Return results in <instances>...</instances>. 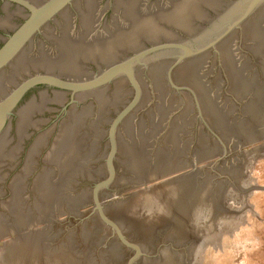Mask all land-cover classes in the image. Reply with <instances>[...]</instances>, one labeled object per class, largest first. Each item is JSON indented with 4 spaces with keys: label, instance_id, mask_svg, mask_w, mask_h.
<instances>
[{
    "label": "water",
    "instance_id": "water-1",
    "mask_svg": "<svg viewBox=\"0 0 264 264\" xmlns=\"http://www.w3.org/2000/svg\"><path fill=\"white\" fill-rule=\"evenodd\" d=\"M31 1L0 4V97L62 78L0 101L1 132L60 88L0 136L4 264H179L264 140V0Z\"/></svg>",
    "mask_w": 264,
    "mask_h": 264
},
{
    "label": "rangeland",
    "instance_id": "rangeland-1",
    "mask_svg": "<svg viewBox=\"0 0 264 264\" xmlns=\"http://www.w3.org/2000/svg\"><path fill=\"white\" fill-rule=\"evenodd\" d=\"M236 158L232 182L224 181L196 214L213 239L179 264H264V140L236 151ZM19 233L0 235V264L12 257L7 246Z\"/></svg>",
    "mask_w": 264,
    "mask_h": 264
},
{
    "label": "flooded vegetation",
    "instance_id": "flooded-vegetation-1",
    "mask_svg": "<svg viewBox=\"0 0 264 264\" xmlns=\"http://www.w3.org/2000/svg\"><path fill=\"white\" fill-rule=\"evenodd\" d=\"M14 4L15 6H17V9L16 11L14 12H5V7L6 5H9V4ZM0 4H6L3 10V8L1 9L2 11H4L5 14H14L15 16L17 17H26L29 13V10H28V6L26 4H35L33 1H24V0H20L19 2L18 1H15V0H0ZM109 5L111 6V3H109ZM7 8V7H6ZM109 9H112L111 7ZM104 12L102 11L101 12V15H103ZM105 15V14H104ZM10 28H4V27H1L0 26V30H3V31H6L4 36H6L7 38L5 40H7L11 35H9L10 33H7V30H9ZM12 67V66H11ZM11 70L8 69V70H5L2 72V74H6V73H9ZM49 72L47 70H44V69H30L28 71H25L24 73L20 74L19 78H17V81L14 83V85L12 86V88L10 87L9 88V93L6 92V94L2 97H0V101L4 100L5 98H7V96H9L12 92H14V90H16L18 88L19 85L23 84L26 80L30 79L31 76H35V75H43V76H49V77H52V78H62L60 77V75L56 74V72L54 70H51L50 73H52L51 75L48 74ZM69 80V79H68ZM40 87H43L44 89L42 90H39ZM48 90H54V91H60V88L55 86V85H52L50 83H37L29 88H27L21 95L19 101L16 103V105L11 109L10 111V116L7 118L6 122H5V125L4 127L2 128L1 132H0V136L1 134L5 131L6 127L9 125V122L12 123L13 120L17 117V114H18V111L21 109L20 106H21V102L23 100L26 99V97H28V95H30V93L32 91H36L35 93V96H40L42 93H45V92H48ZM70 93V92H69ZM34 96V97H35Z\"/></svg>",
    "mask_w": 264,
    "mask_h": 264
},
{
    "label": "bare ground",
    "instance_id": "bare-ground-1",
    "mask_svg": "<svg viewBox=\"0 0 264 264\" xmlns=\"http://www.w3.org/2000/svg\"><path fill=\"white\" fill-rule=\"evenodd\" d=\"M231 218V217H230ZM215 219V218H214ZM4 247V246H3ZM230 253V252H229ZM7 255V254H6ZM231 256V255H230ZM10 257V256H9ZM228 257V256H227ZM227 261V260H226ZM233 263V262H232ZM244 263V262H243Z\"/></svg>",
    "mask_w": 264,
    "mask_h": 264
}]
</instances>
